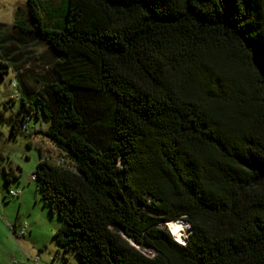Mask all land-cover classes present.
<instances>
[{
	"label": "trees",
	"instance_id": "obj_1",
	"mask_svg": "<svg viewBox=\"0 0 264 264\" xmlns=\"http://www.w3.org/2000/svg\"><path fill=\"white\" fill-rule=\"evenodd\" d=\"M20 10L0 23V77L13 68L11 133L44 117L36 132L69 159L40 149L33 172L62 250L79 264H264V0ZM15 39L51 51L35 87ZM179 220L183 242L166 227Z\"/></svg>",
	"mask_w": 264,
	"mask_h": 264
},
{
	"label": "rangeland",
	"instance_id": "obj_2",
	"mask_svg": "<svg viewBox=\"0 0 264 264\" xmlns=\"http://www.w3.org/2000/svg\"><path fill=\"white\" fill-rule=\"evenodd\" d=\"M40 1L44 7L57 8L62 5V0ZM20 8L19 16L26 18L28 0H0V23L5 24L3 32L11 30ZM14 44L21 55L20 65L29 68L24 81L35 87L39 80L43 81L44 75H49L47 65L53 59L51 51L44 42L37 40L22 42L15 39ZM12 69L0 77V151L4 154L3 168H12L17 177L6 182L3 168L0 169V264H79L78 256L72 251L64 252L54 237L62 220L55 210L44 203L38 181L33 179L40 149L52 162L66 161L67 166H71L69 159L50 138L36 132L38 128L48 126L49 121L44 117H32L25 133H11V119L20 107V99L13 86L16 77ZM10 97L15 99L11 100ZM4 100H7L8 106H5ZM11 189L19 191L20 195L12 196L9 193ZM16 220L20 223L18 229L21 225H27L25 235H16L11 229L10 225ZM170 224H177V231ZM166 227L178 240L185 241L189 232L185 222L170 221Z\"/></svg>",
	"mask_w": 264,
	"mask_h": 264
},
{
	"label": "built area",
	"instance_id": "obj_3",
	"mask_svg": "<svg viewBox=\"0 0 264 264\" xmlns=\"http://www.w3.org/2000/svg\"><path fill=\"white\" fill-rule=\"evenodd\" d=\"M13 86L16 87V82L13 83ZM24 128H25V126H24ZM10 194H11L12 196H15V197H18V196L20 195V194H19V191L14 190V189L10 190ZM10 227H11V229L14 230V232L16 233V235H17V234L25 235L26 232H27V225H21V226L19 227V229L16 228V226H14V224H11Z\"/></svg>",
	"mask_w": 264,
	"mask_h": 264
},
{
	"label": "bare ground",
	"instance_id": "obj_4",
	"mask_svg": "<svg viewBox=\"0 0 264 264\" xmlns=\"http://www.w3.org/2000/svg\"><path fill=\"white\" fill-rule=\"evenodd\" d=\"M170 225H173L171 226L173 229H175L177 227V224H170ZM176 230V229H175ZM177 231V230H176Z\"/></svg>",
	"mask_w": 264,
	"mask_h": 264
},
{
	"label": "crops",
	"instance_id": "obj_5",
	"mask_svg": "<svg viewBox=\"0 0 264 264\" xmlns=\"http://www.w3.org/2000/svg\"><path fill=\"white\" fill-rule=\"evenodd\" d=\"M15 223H16V228H18V226L20 225V223H18V220H16Z\"/></svg>",
	"mask_w": 264,
	"mask_h": 264
}]
</instances>
